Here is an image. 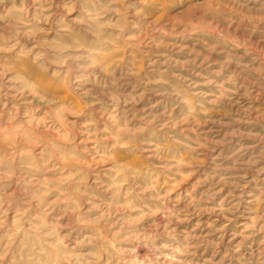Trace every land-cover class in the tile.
<instances>
[{
  "label": "rangeland",
  "instance_id": "374dc122",
  "mask_svg": "<svg viewBox=\"0 0 264 264\" xmlns=\"http://www.w3.org/2000/svg\"><path fill=\"white\" fill-rule=\"evenodd\" d=\"M0 264H264V0H0Z\"/></svg>",
  "mask_w": 264,
  "mask_h": 264
}]
</instances>
